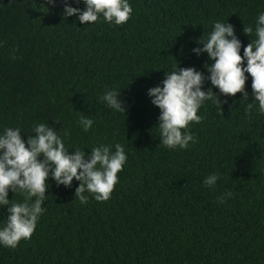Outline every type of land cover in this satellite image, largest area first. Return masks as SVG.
Returning a JSON list of instances; mask_svg holds the SVG:
<instances>
[{"label": "trees", "instance_id": "trees-1", "mask_svg": "<svg viewBox=\"0 0 264 264\" xmlns=\"http://www.w3.org/2000/svg\"><path fill=\"white\" fill-rule=\"evenodd\" d=\"M129 3L126 23L85 25L63 16L61 0H0V131L20 127L26 139L48 123L68 131L69 149L119 143L127 155L105 201L85 192L81 204L79 181L49 179L33 234L14 249L0 246V264H264V114H246L241 93L213 87L227 103L206 101L202 119L188 125L196 142L170 149L159 144V109L147 95L177 62L206 74L207 55L191 50L217 20L234 25L243 55L264 0ZM111 88L126 99L125 112L100 101ZM245 88L251 102L250 76ZM82 115L93 120L87 132ZM213 172L220 179L206 187ZM12 198L23 196L10 190ZM6 215L0 209V220Z\"/></svg>", "mask_w": 264, "mask_h": 264}, {"label": "clouds", "instance_id": "clouds-1", "mask_svg": "<svg viewBox=\"0 0 264 264\" xmlns=\"http://www.w3.org/2000/svg\"><path fill=\"white\" fill-rule=\"evenodd\" d=\"M47 2L54 6L56 0ZM61 3L64 17L75 16L85 25L101 17L107 23L120 25L133 13L129 0H61ZM81 3L83 8L72 6ZM243 31L250 37L253 27H244ZM254 31L256 39L243 46L241 55L242 42L235 34L234 25L220 20L213 22L212 30L197 38L198 46L191 50L196 56L207 55L206 74L195 67H178L177 62L165 71V78L159 84L147 89L151 103L159 109L156 125L159 144L185 149L190 142H196L188 125L202 119L198 110L206 101L227 103L226 99H218L213 87L225 97L241 93L240 103L246 114L253 111L264 114V11L256 17ZM249 76L254 98L251 102L245 88ZM206 81L211 86L205 89ZM99 99L114 111H126L127 101L116 88L106 89ZM78 123L87 132L93 120L82 115ZM22 132L20 127L8 126L0 131V209L6 207L7 212L6 218L0 220V246L13 249L22 239L31 237L44 213L42 205L47 200L49 179L65 187H70L74 178L79 181L75 197L81 204L88 201L85 192L93 194L96 201H105L110 198L119 179L118 172L127 161L125 148L119 143L114 146L100 143L89 148L87 154L84 149L88 147L69 149L65 145L68 131L61 134L48 123L36 124L32 129L34 134L27 135L26 139ZM219 179L220 174L213 172L203 179V184L212 188ZM10 190L13 194L20 193L23 199H9ZM231 195V192L224 193L218 201L223 203Z\"/></svg>", "mask_w": 264, "mask_h": 264}]
</instances>
